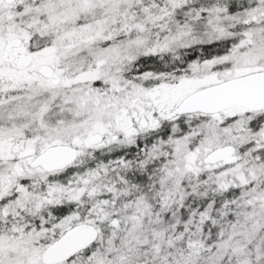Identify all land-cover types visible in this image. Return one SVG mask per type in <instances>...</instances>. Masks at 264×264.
<instances>
[{"label": "snow or ice", "instance_id": "1", "mask_svg": "<svg viewBox=\"0 0 264 264\" xmlns=\"http://www.w3.org/2000/svg\"><path fill=\"white\" fill-rule=\"evenodd\" d=\"M0 264H264V0H0Z\"/></svg>", "mask_w": 264, "mask_h": 264}]
</instances>
